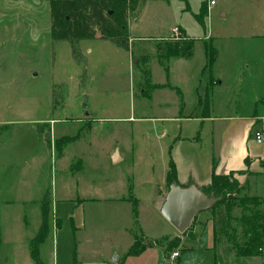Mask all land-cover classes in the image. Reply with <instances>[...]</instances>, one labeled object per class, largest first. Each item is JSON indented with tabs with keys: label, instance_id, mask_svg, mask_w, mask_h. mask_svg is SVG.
Returning <instances> with one entry per match:
<instances>
[{
	"label": "rangeland",
	"instance_id": "rangeland-1",
	"mask_svg": "<svg viewBox=\"0 0 264 264\" xmlns=\"http://www.w3.org/2000/svg\"><path fill=\"white\" fill-rule=\"evenodd\" d=\"M145 1L146 8L129 35L148 38L144 44L150 52L156 41L171 36L174 26L182 28L194 42L191 59L173 61L168 75L169 83L184 87L189 107L193 108L191 102L196 100L192 94L197 73V83L202 81L200 98L204 99L205 86L210 91L212 115L236 113L246 120L254 107L258 116L264 114V0H215L216 6L206 5V0ZM50 25L48 0H0V264H34L28 247L39 228L35 204L41 203L43 191L50 194L48 234L38 248L43 264H214L206 233L196 242L184 240L164 252L174 229L163 220L158 224L151 219L144 208L147 192L135 191L132 195L139 199L137 207L132 200L117 212L106 201L96 200L84 204L76 216L70 202L62 201L69 191L79 189V182L73 181L70 190L69 182L63 181L68 172L77 171L79 152L88 165L90 154H94L114 175L129 172L130 161L145 162L148 154H155L158 174L163 170V156L168 161L169 155L167 146L165 153L161 149L166 140L160 136L161 123L132 119L134 113L135 118L149 114L152 105L138 96L135 85L140 73L131 65V51L109 41L82 40L78 42L81 60L75 62L68 42L51 40ZM204 44L216 49L212 72L220 85L215 84L216 77L208 78V70L200 75ZM150 68L154 80L165 76L154 59ZM237 79L240 88L235 84ZM87 114L90 121L95 120L91 124L97 130L95 137L77 121L76 117ZM245 120L241 121L244 127ZM260 128L257 123L252 134ZM59 138L65 144L57 150ZM119 138L122 151L128 144L124 151L128 158L114 167L109 164L108 152ZM92 139L96 150L89 146ZM201 139L199 156L205 158L210 139ZM253 148L255 152L263 149L264 142ZM252 162L263 171L240 180L239 196L259 198V209L264 212L263 160ZM83 172L93 176L87 165ZM248 173L246 170L242 175ZM130 178L127 174L126 182ZM102 182L101 193L111 192L105 188L106 181ZM83 183L94 185L86 179ZM232 214L238 216V212ZM196 223L199 233L204 222ZM141 235L148 245L137 255H127L134 237L137 246L146 243ZM172 252H178L179 258L170 260ZM114 255H123L122 261L113 263ZM229 259L228 264H264V252L250 259Z\"/></svg>",
	"mask_w": 264,
	"mask_h": 264
},
{
	"label": "crops",
	"instance_id": "crops-1",
	"mask_svg": "<svg viewBox=\"0 0 264 264\" xmlns=\"http://www.w3.org/2000/svg\"><path fill=\"white\" fill-rule=\"evenodd\" d=\"M143 1H144V5L141 12L138 15L139 18L131 22H128L129 32L131 31L132 25L136 24L140 20V17L144 9L146 8V1L145 0ZM161 1L168 3L170 0H161ZM210 1L211 0H206V5H209ZM212 1H214V4L212 6H216L217 2L215 0ZM220 15L221 17H223L225 13ZM174 27H178L185 34V31L179 26H174ZM185 36L187 37V39H189V37L186 34ZM129 38L130 40L137 39L138 41L137 43L134 44L133 55H131V62H132L131 65L133 68L138 61L137 56H140L142 54H148L151 57H153L155 55L154 47L152 48L151 52L150 49L145 47L144 43L148 42V38L144 36H138L134 38V36L131 35H129ZM206 40L207 39H205V41ZM204 47L205 45L203 46V54H202L203 62L199 71L200 75H202L206 71L204 70V65L206 63ZM193 48H194V42L189 57L179 56L169 59L168 73L167 74L165 73V76L164 77L162 76V79L159 81L154 80L153 71L150 68L152 59H154L156 62L157 60L155 58L150 59L148 64V69L150 71L151 83L156 85H168L169 88L154 90L150 94V99L148 100L143 98L140 92L138 96L143 98L141 100L145 99L147 104L152 105L151 112L149 114L148 113L144 114L146 116H141L138 114L139 116H136L137 118H135V113L132 116L133 117L132 119H136V120H143L150 123L152 122L161 123V126L163 127V131L160 134V136L162 137V139L164 140L166 139L163 142L161 149H163L165 153L167 146L168 150L166 151L169 155L168 161H164V156H163L162 159L163 170L161 172H158V174H156L154 170L155 154L152 155L148 154L145 156V162L130 161L131 163L129 164V169H128L129 172L127 171L120 172L119 174L114 175L111 173V168H107L104 165L103 167L101 161L95 158L94 154H90L89 161H91L90 163L91 165H88V163L85 161L86 159L84 155L79 152V156H77L78 160L76 159L78 164L77 171L75 173L68 172L69 176L66 174L65 175L66 178L64 177L63 179L64 184L66 181L69 182L68 185H70V190L74 186V183H72L73 181L79 182V189L77 191V188H74L75 190L72 188L73 189L72 192L69 191V194H67L68 196H65V198L62 200L64 202H70V205L72 206V210L76 216L77 213L81 214L83 205L86 204L88 201H96V200L106 201L107 204L109 203V206L114 208L115 212L121 209H125L126 207L129 206L132 200L135 201L136 203L137 201H139V199L137 198L134 199L132 194H134L135 191H140L143 195L144 192H147L146 195H148L147 198L148 202L147 204H144V208L149 212L151 219L156 221V223L158 224H160L163 221L167 222L160 214V210L165 201V197L168 193V189L166 187V175L168 172L170 162H172L175 167L176 181L178 182L180 187L194 185L196 188H200L204 185H207L210 182L212 175H227L230 172L236 173L239 171L248 170L249 173L246 175L235 174V177L237 178L239 183L242 184L240 180L246 178L249 174H260L261 171H263L261 169L254 168L255 166L253 165L252 159L256 158L259 159L260 161L263 160L264 148L255 152L256 149H254L253 146H256V144L253 141V139H251L252 137L251 134L253 131L252 129L253 126H255L258 123L261 126L260 129L263 135V142H264V119H263L264 114L258 116L256 107H254L251 111L252 115L249 116L246 120L244 119L245 117L243 118L240 114H236V113L226 114V112H224V114L222 115L216 114V116H214L212 115V106H211L209 116L203 117L202 109L199 104V99L202 96V94H200L199 92V87L201 86L202 81H200L199 84L197 83L196 81L197 73H196V79L194 80L195 93L192 94L196 100L191 102L192 104L194 103L193 108L189 107L190 103L187 102L186 99L187 97L185 93L186 91L184 87L182 86L181 88L176 86V84L173 85L169 83L170 76L168 75H169V71L171 70L170 67L172 62L176 60L183 62L189 61L193 54ZM215 63H216V59L212 64L211 70H208L209 79L212 77H216L212 72ZM159 67L163 70V68L160 65ZM215 84L217 85L221 84L219 82V78H217ZM235 84L237 88H240L241 87L240 79H237ZM216 87L212 89H216ZM170 88L179 90L182 101L181 105L179 102L178 95L174 90ZM206 92H207V86L204 87V95ZM165 98L166 100L168 98L170 102L168 103L167 101H165L164 100ZM168 110H170V112ZM167 112H169V115H166ZM84 116L85 117L83 116L76 117L77 121L85 125L88 131L93 132L92 136L95 137L97 135V130L92 129L91 126L92 121L95 120L92 119V121H90L91 120L90 114ZM243 120L247 122L246 127H244V123L241 122ZM207 137L208 139H210L209 154L207 153L204 158L199 156V152H201V146L199 144H201V140H202L201 138H207ZM121 140L122 139L119 138L117 142L113 143V147L108 152V159L110 160L109 164L114 167L122 163H125V161H127L126 159L128 158L125 153L128 150L126 148L128 144L122 146L125 152L122 151L121 147H119V144H122ZM91 141L92 143L89 144L90 148L92 150H96L97 144L95 140L92 139ZM152 150L155 151V147ZM252 150L255 152L254 154L252 153L253 152ZM246 158H248L249 160L248 166L245 164ZM203 160L206 161L203 162ZM84 165H87L89 172H92L93 176L91 175V173L84 174L83 172ZM247 167L249 168L247 169ZM127 174L131 177L130 179H128L130 182H126L125 180V176ZM85 179L87 180L88 183H90L91 181L94 182V185L84 184L83 182ZM103 180L106 181L105 188L107 190L109 189L108 191L111 192L101 193V188L102 186L105 185L102 182ZM64 189L67 190L66 186L64 187ZM43 194L44 191L41 194L42 197ZM74 195L76 197L75 199H74ZM130 197L132 198L130 199ZM37 200L39 201V198ZM78 201H81L82 203H79ZM35 207L39 210V214H40V203L38 202L37 204H35ZM206 214H208L207 211H203L196 215V220L198 222H204V226L203 227L201 226L199 233L197 230L198 226L193 227V234L195 235V238L193 240L189 239L186 236L180 235L167 222L174 229V233L170 235V238L176 236L180 237L181 240L180 243L183 244L184 240H190L192 242H196L206 233L209 235V245L207 246L208 251L213 253L212 251L213 223L211 217L210 216L207 217ZM202 218L204 219L203 221H201ZM196 224L197 223L195 222V225ZM125 226H127V224H124L123 227ZM76 228L77 225L76 227H74V229ZM130 231L132 230L130 229ZM129 238H131V235H129ZM143 238L145 239L146 242H148L145 236ZM133 242H134V238H133ZM131 246L132 245H130L129 247ZM129 247L127 248V250L129 249ZM217 255L220 256L219 264L230 263V259L228 260V257L223 258V256L220 255L219 253H217ZM29 257H30V253H29ZM232 258L234 260H238V259H247V258L250 259L252 257H246V258L232 257ZM118 259H119L118 263H120L123 259V255H121L120 258Z\"/></svg>",
	"mask_w": 264,
	"mask_h": 264
},
{
	"label": "trees",
	"instance_id": "trees-1",
	"mask_svg": "<svg viewBox=\"0 0 264 264\" xmlns=\"http://www.w3.org/2000/svg\"><path fill=\"white\" fill-rule=\"evenodd\" d=\"M50 15V38L53 41H66L70 44L73 60L79 62L81 55L78 50V42L82 40L100 39L109 41L118 48L131 51L135 40H130L128 19L135 18L141 12L143 0H48ZM183 40L173 41L167 39L158 40L154 43L155 55L148 54L137 56L134 68L140 73V80L135 88L145 99H150V94L157 89L169 88L168 85H156L151 83L148 64L151 58H155L158 64L168 73V60L174 57H189L193 41L187 39L184 32L178 28ZM98 33V35H96ZM206 63L204 70H211L216 59V50L211 44H204ZM172 89V88H170ZM179 97L182 104L180 92L172 89ZM209 92L204 99H199L203 117L210 114ZM253 135V134H252ZM251 136V135H250ZM68 140V139H67ZM62 139H57L55 146L60 150L64 144ZM248 158L245 164L248 166ZM262 164L264 165V159ZM244 171L230 172L227 175H212L210 182L199 189L210 201L212 206L207 210L213 223V255L214 264H219L220 255L223 257H259L264 252V212L259 209L261 201L257 197L239 196L242 189L235 174L241 175ZM179 185L176 181V170L172 162L169 163L166 175V187ZM189 186V185H188ZM187 187V186H184ZM49 193L44 192L40 203V225L33 239L29 242V252L34 264H43L39 258L38 248L48 234ZM136 208V202L133 201ZM238 212V216L232 213ZM137 212L134 209V215ZM196 216L189 228L182 234L193 240V226ZM143 237V236H142ZM144 239V238H143ZM180 237L171 238L165 246L164 252H170L180 244ZM148 242L141 246L136 245V239L129 248L127 255H137L144 250ZM74 264V263H73Z\"/></svg>",
	"mask_w": 264,
	"mask_h": 264
},
{
	"label": "water",
	"instance_id": "water-1",
	"mask_svg": "<svg viewBox=\"0 0 264 264\" xmlns=\"http://www.w3.org/2000/svg\"><path fill=\"white\" fill-rule=\"evenodd\" d=\"M211 206L212 201L194 185L180 187L172 184L168 189L160 214L182 235L189 228L194 217L200 212L207 211ZM118 260V257L114 255L111 261L118 263Z\"/></svg>",
	"mask_w": 264,
	"mask_h": 264
},
{
	"label": "built area",
	"instance_id": "built-area-1",
	"mask_svg": "<svg viewBox=\"0 0 264 264\" xmlns=\"http://www.w3.org/2000/svg\"><path fill=\"white\" fill-rule=\"evenodd\" d=\"M214 4V1H210L209 2V6H212ZM171 36H169L170 39H172L173 41H181L183 40V35H181L180 31L178 30V28H173L171 30ZM264 119V116H263ZM253 141L255 142L256 145H261L262 141H263V135L261 132V129L259 130H255L253 132V136H252ZM179 253L178 252H172L169 256L170 260H175L176 258H178Z\"/></svg>",
	"mask_w": 264,
	"mask_h": 264
}]
</instances>
